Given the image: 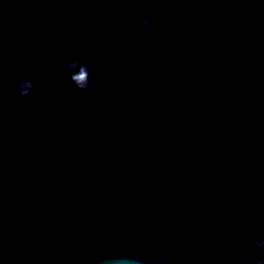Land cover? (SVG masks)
I'll use <instances>...</instances> for the list:
<instances>
[{
	"label": "water",
	"instance_id": "95a60500",
	"mask_svg": "<svg viewBox=\"0 0 264 264\" xmlns=\"http://www.w3.org/2000/svg\"><path fill=\"white\" fill-rule=\"evenodd\" d=\"M0 264H264V0H0Z\"/></svg>",
	"mask_w": 264,
	"mask_h": 264
}]
</instances>
